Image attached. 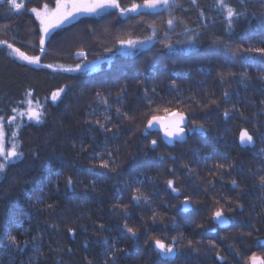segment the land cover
<instances>
[{"label": "trees", "instance_id": "1", "mask_svg": "<svg viewBox=\"0 0 264 264\" xmlns=\"http://www.w3.org/2000/svg\"><path fill=\"white\" fill-rule=\"evenodd\" d=\"M20 1V11L0 1V42L38 56L33 10L54 0ZM126 42L149 45L121 53ZM43 47L40 65H29L0 45L6 136L27 98L41 108L38 122L16 124L18 156L0 171V264H229L206 236L198 243L213 214L202 182L214 158L251 155L237 144L241 130L264 151V0L81 16ZM174 113L187 119L186 138L169 146L147 124ZM169 230L195 252L160 258L154 243L169 245Z\"/></svg>", "mask_w": 264, "mask_h": 264}, {"label": "flooded vegetation", "instance_id": "2", "mask_svg": "<svg viewBox=\"0 0 264 264\" xmlns=\"http://www.w3.org/2000/svg\"><path fill=\"white\" fill-rule=\"evenodd\" d=\"M250 135L254 142L251 147H241L238 140L237 144L251 155L214 158L215 172L209 178L205 176L202 182L210 188L208 203L213 205V214L211 222L202 228L198 243H203L206 236L218 261L229 259V264H251L253 258L260 259L264 264V156L252 155L264 151L254 148L256 140ZM184 201L188 200L181 201V208ZM216 214L226 221L224 226L214 220ZM257 229H261V234L255 236ZM173 234L176 233L169 230V245L160 243L164 253L156 249L158 242L154 243L160 258L172 260L179 253L187 255L195 252L189 244L185 247L178 245ZM170 249L174 254L172 258H167L164 254Z\"/></svg>", "mask_w": 264, "mask_h": 264}, {"label": "rangeland", "instance_id": "3", "mask_svg": "<svg viewBox=\"0 0 264 264\" xmlns=\"http://www.w3.org/2000/svg\"><path fill=\"white\" fill-rule=\"evenodd\" d=\"M1 1V0H0ZM173 0H145L142 3L131 2V4L123 9L119 7L116 0H54L53 7H44L39 10H33V14L38 20L41 26V39L40 47L41 52L38 56H31L19 52L12 44L6 42H0L7 54L15 60L29 65H40V55L43 52V46L46 43L48 37L59 27L70 24L74 20L81 16H98L104 12L116 9L120 16H124L130 13L146 12L155 9H163L164 11L169 9V5ZM9 6L14 11H20L23 4L20 0H9ZM172 23H168V27H171ZM149 44L145 42H126L121 45L120 52L136 50L137 48H143ZM83 54H76V57H81ZM101 60H95L91 63L81 62L75 66H72V70L84 71L95 70L100 65ZM60 95L57 91L51 96V100L55 102ZM182 114V113H181ZM41 116V108L36 103H33L28 98L23 103V106L19 110H15L12 117L8 120L9 135L6 136L5 128L0 123V171L3 170L5 163L15 159L18 156L17 144L15 141V129L16 124L24 121L38 122ZM186 118V117H185ZM149 123V122H148ZM187 125V119H186ZM184 127V131L186 128ZM147 130L148 124H147ZM155 132V131H150ZM160 133V132H159ZM186 135V132H185ZM161 136V133H160ZM186 138V136H185ZM188 202V201H187ZM160 244V243H159ZM161 245V244H160ZM162 246V245H161Z\"/></svg>", "mask_w": 264, "mask_h": 264}, {"label": "water", "instance_id": "4", "mask_svg": "<svg viewBox=\"0 0 264 264\" xmlns=\"http://www.w3.org/2000/svg\"><path fill=\"white\" fill-rule=\"evenodd\" d=\"M186 125V118L181 113H174L163 118H154L149 121L148 128L150 131H158L161 133V139L163 142L169 146L173 145L175 142H182L185 140L184 127ZM252 136L245 130L241 131L238 135V144L241 147H251L253 145ZM171 187V185H169ZM178 195V192H174ZM182 209L187 211L189 209V203L187 201L182 202ZM214 220L220 225L224 226L226 221L220 214L214 216ZM156 249L163 252V247L157 243L155 245ZM173 250H168L164 255L167 258L173 257ZM251 264H262V261L258 258H253Z\"/></svg>", "mask_w": 264, "mask_h": 264}]
</instances>
